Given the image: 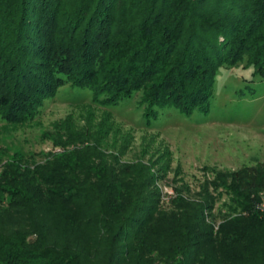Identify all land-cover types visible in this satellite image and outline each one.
Returning a JSON list of instances; mask_svg holds the SVG:
<instances>
[{
  "label": "trees",
  "instance_id": "obj_1",
  "mask_svg": "<svg viewBox=\"0 0 264 264\" xmlns=\"http://www.w3.org/2000/svg\"><path fill=\"white\" fill-rule=\"evenodd\" d=\"M243 57L264 77V0H0V114L12 124L33 119L63 74L190 113ZM95 153L1 168L0 264H264V164L219 176L238 212L215 229L207 190L166 210L147 167Z\"/></svg>",
  "mask_w": 264,
  "mask_h": 264
},
{
  "label": "rangeland",
  "instance_id": "obj_2",
  "mask_svg": "<svg viewBox=\"0 0 264 264\" xmlns=\"http://www.w3.org/2000/svg\"><path fill=\"white\" fill-rule=\"evenodd\" d=\"M255 71L247 57L219 67L210 96L190 113L151 105L142 89L127 95L105 84L93 90L63 74L33 119L12 124L0 114V170L12 162L42 163L73 146L93 147L92 157L111 166L147 167L166 210L178 195L198 200L207 190L215 200L207 220L216 229L238 212L214 189L219 176L264 164V77ZM115 73L111 79L122 84ZM211 264L231 263L216 256Z\"/></svg>",
  "mask_w": 264,
  "mask_h": 264
}]
</instances>
